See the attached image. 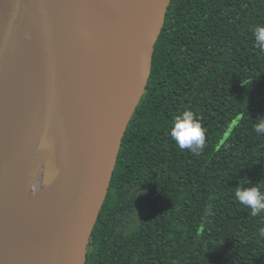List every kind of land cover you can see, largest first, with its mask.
Returning <instances> with one entry per match:
<instances>
[{
	"label": "trees",
	"instance_id": "16d2710c",
	"mask_svg": "<svg viewBox=\"0 0 264 264\" xmlns=\"http://www.w3.org/2000/svg\"><path fill=\"white\" fill-rule=\"evenodd\" d=\"M264 0H172L152 71L123 138L86 264H264V214L237 188L264 190ZM193 110L196 156L169 132Z\"/></svg>",
	"mask_w": 264,
	"mask_h": 264
},
{
	"label": "water",
	"instance_id": "95a60500",
	"mask_svg": "<svg viewBox=\"0 0 264 264\" xmlns=\"http://www.w3.org/2000/svg\"><path fill=\"white\" fill-rule=\"evenodd\" d=\"M171 1L121 0L100 27L93 0H0V264L87 263ZM40 150L56 189L19 246L20 178Z\"/></svg>",
	"mask_w": 264,
	"mask_h": 264
},
{
	"label": "bare ground",
	"instance_id": "6f19581e",
	"mask_svg": "<svg viewBox=\"0 0 264 264\" xmlns=\"http://www.w3.org/2000/svg\"><path fill=\"white\" fill-rule=\"evenodd\" d=\"M120 2L121 0H93L96 15L104 21H102L100 27H107L113 23V15ZM45 154L44 150H40L37 155L39 159L36 161L37 165L41 166L37 187L34 188L31 185H27L25 173L20 178L19 208L15 233L18 236L15 240L20 242L17 243L19 246L23 243H29L34 239L36 227L32 231V224L36 225L38 219L39 221H43L46 218L53 202L56 187L52 173L48 170Z\"/></svg>",
	"mask_w": 264,
	"mask_h": 264
},
{
	"label": "clouds",
	"instance_id": "9594fccd",
	"mask_svg": "<svg viewBox=\"0 0 264 264\" xmlns=\"http://www.w3.org/2000/svg\"><path fill=\"white\" fill-rule=\"evenodd\" d=\"M253 35L255 46L264 52V24L255 26ZM254 131L258 135H264V120L255 125ZM169 135L179 149L188 150L196 156L200 155L206 146V129L191 109H185L175 117ZM234 197L241 205L250 209L252 217L264 214V190L259 187L237 188Z\"/></svg>",
	"mask_w": 264,
	"mask_h": 264
},
{
	"label": "rangeland",
	"instance_id": "374dc122",
	"mask_svg": "<svg viewBox=\"0 0 264 264\" xmlns=\"http://www.w3.org/2000/svg\"><path fill=\"white\" fill-rule=\"evenodd\" d=\"M39 169L35 167L32 172V179L30 181L31 185L36 187L39 183Z\"/></svg>",
	"mask_w": 264,
	"mask_h": 264
}]
</instances>
